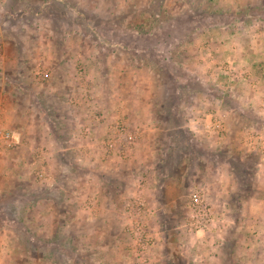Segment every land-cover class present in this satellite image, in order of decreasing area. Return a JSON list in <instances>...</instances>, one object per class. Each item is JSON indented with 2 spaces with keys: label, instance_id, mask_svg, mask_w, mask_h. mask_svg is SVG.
Wrapping results in <instances>:
<instances>
[{
  "label": "rangeland",
  "instance_id": "obj_1",
  "mask_svg": "<svg viewBox=\"0 0 264 264\" xmlns=\"http://www.w3.org/2000/svg\"><path fill=\"white\" fill-rule=\"evenodd\" d=\"M146 112L157 129L163 123L172 127L158 133L167 169L191 166L193 154L195 162L201 160L200 169L207 158L219 165L232 160L235 186L221 194L219 206L210 203L204 184L186 188L183 221L165 222L152 206L154 178L135 173L128 174L130 185L125 177L108 181L115 159H131L142 143ZM192 121L205 127L199 131L200 145L194 142L196 153L192 132L181 129ZM116 124L125 127L120 136L114 133ZM4 133L14 144L7 150L0 139V264H83L79 257L69 258L80 242L64 243L60 224L58 239L46 240L64 201L63 187H73L74 173L81 174L79 183L86 190L95 189L99 178L107 189L124 191L115 201L120 220L91 197L81 207L92 220L88 227L79 224L77 202L61 210L74 221L71 240L89 228L96 231L103 217L120 223L115 240L121 248L108 244L109 253H124L118 264H138L136 225L152 242L146 264L162 231L171 233L177 264H187L182 251L202 253L194 264H213L217 250L223 259L219 264H264V0H0ZM129 133H136L135 145L126 141ZM114 136L120 141L118 153L102 146ZM63 148L69 151L60 152ZM218 149H227L230 158ZM83 152L85 158L100 155L106 163L88 168L76 155ZM53 164L66 167L59 180ZM55 181L60 192L48 189ZM195 192L211 213L208 222L193 225L189 206ZM136 199L142 202L138 216ZM65 213L60 212L62 219ZM189 237L198 243L189 244ZM81 246L86 263L105 264V249Z\"/></svg>",
  "mask_w": 264,
  "mask_h": 264
},
{
  "label": "crops",
  "instance_id": "obj_2",
  "mask_svg": "<svg viewBox=\"0 0 264 264\" xmlns=\"http://www.w3.org/2000/svg\"><path fill=\"white\" fill-rule=\"evenodd\" d=\"M148 108L149 107H147V109ZM152 117L153 115L148 112H146L145 115L141 117L143 118V121L145 120L146 122L144 125L146 127L145 137L142 143L139 145L138 149L135 152V155L131 159H115V162L112 163L111 174L110 173H109L110 175L108 174V181H109V177H112V179H110V181L112 180V183H114L115 181L117 182L116 179L118 178L120 179L121 177L122 178L125 177L127 183L129 182L128 185H130L128 174L133 176V174L135 173H138L140 175L142 174L146 178L148 177H150V179L154 178L156 186H155V192L153 196L151 194L152 196L151 200L153 204L152 206H153V209L155 208V210H157V213L159 214L160 218L162 220H165V222L171 221L176 218H180V220L183 221L184 210H187V207L184 206L185 202H183L186 188L187 190H193L194 188H196L197 185L204 184L208 189L207 197L210 203H212L215 206H219L220 201H222L223 199L222 195L233 192V189H234L233 186H235V183H234L235 175L232 174L233 170L230 167V162L232 160L230 159L227 162H222V164L219 165V164H214V162L211 161V158L209 159L207 158L206 159L207 163L205 164V167L204 168L202 167L200 169L199 164L201 163V160H197L195 162L194 154H193L192 160H190V163L192 161L191 166L190 164L185 165L186 163H182L181 165H178L179 171L178 169L177 171L174 170L173 167L172 169L170 168L167 169L169 159L167 160L165 159L168 156H166L167 154L164 152V149H163L164 142L160 143V138H159L158 133L160 132V130L164 133L168 132L169 130H171L172 127L171 125L169 126L163 123V126L159 130L157 129V125L159 124L154 123L152 121ZM45 121L49 123L48 120H45ZM40 127H41L40 125H36V129H40ZM184 128L192 132L191 133L192 135H189V134L188 135L193 140V144H192V147L194 148L193 152L196 153L197 151L196 146L200 145V143H197L200 141L199 131H201L205 127L203 126L201 127V125L199 127L198 122L192 121L190 123L186 122L185 124H182L181 129H184ZM95 129L100 130L99 131L100 134L102 133V128L96 126L94 127V130ZM194 142H196L197 145ZM223 142H224V147H226L227 143H226L225 138ZM73 146H76V145H73ZM67 150H68L67 148L66 149L63 148L62 150H60V152H65ZM218 150L222 153L229 154L228 157L230 158V152L228 153L227 149L226 150L218 149ZM90 153L91 152H89V154ZM77 154L80 155V157L85 161V164H87V167L89 166L88 168H95L93 166L97 167V166H100L106 163L102 159H99L100 155L99 157L97 155H94V156L92 155L90 157L85 158L84 152L76 153V155ZM91 157H94V159H89ZM11 161H14V160L12 159ZM202 162H205V161H202ZM165 163H166V166H164V168L161 169L162 165H164ZM53 167L55 169L56 175L59 173L58 175V180H59L60 176H62V174L66 172V167L64 166L62 167L61 164L60 165L53 164ZM3 168H4L3 166L0 167V172H2L1 169ZM88 170L91 173L92 177H96V175L92 173L93 170L91 169H88ZM97 172L101 173L102 169H100ZM244 173L245 175H247L246 172ZM101 176L103 178L104 175H101ZM72 177H73L72 178L73 181L70 184H73V187L68 186L67 185L68 183L65 184V186L63 187V193L64 192L66 193L64 197V201L61 204H59L57 208L58 214H56L57 216L54 217L55 219L53 218V221L50 222L51 230L49 231V234H48L49 237L46 240L50 242H55L56 239H58L56 238L57 224H60L64 232V237H65L63 239L64 243H67L70 241L69 242L70 245H72L73 242H74L73 243L74 245H77L76 243L80 242V247L79 249H77L78 251L74 252L73 254H70L71 252L68 253L65 251L66 253H68L69 258L79 257L81 261H83V264H88L84 261L86 259V256L84 255L85 249L81 246L82 243H85V245L89 244V247L93 246L94 248H96L94 249L96 251H98L99 248L101 251H104V249L106 250L103 252L105 264H110V262H113V264H118L119 262L122 261L120 257L124 258L125 255L124 253L117 252V251L116 252L113 251L109 253L110 250H109L108 244H111V247H114L118 244L121 248L120 240H118L119 243L117 240H115L119 232L118 227H120V223H115L114 225H112V222L109 218L106 217L104 219L103 217V220L98 221V225H96V231L89 228L87 231L81 232L80 235H77V236L74 235L76 239L74 238V240H71L70 237L73 235L71 234V231H70V225L74 223V221L71 219V216L66 211H61V210L62 209L65 210V206H67L68 204L77 202L79 208H77L76 210L79 212L77 214V219L79 221V224L81 225L85 224V226L88 227L90 226L89 224L92 223V220H88L87 218H85L84 212L82 211L81 207L85 206V204L83 205L84 203L83 200H86L88 197H91L93 202H95V205L103 207V210H106L108 213L110 211H113V214H115L117 220H120L121 217L119 216L118 213H120L119 210L121 206L119 205L117 208L118 204L116 203L118 202H115V201L117 199V194L119 193L120 195H123L124 191L123 192H120V190L117 191L115 189L116 187L114 186H112L111 190L107 189V187L103 185L102 180H100L99 178L96 179L97 184L95 186V189L86 190L84 187L81 188L80 183H79V181L81 180V174L74 173L72 174ZM49 184H50L48 188L49 190L60 192V190L62 189L60 187H57L56 181L52 182V184L51 183ZM116 184H119V182ZM209 187L210 189L212 187V191L209 189ZM130 191H125V193L128 195L130 194ZM209 192L210 193L212 192L213 194H210L209 196ZM126 194H125V197L127 196ZM218 197H219V201H218ZM111 202L113 203L115 202L116 206L111 204ZM50 206H53V205L51 204ZM60 212L63 214L66 212L65 215L67 217L62 219L60 217ZM184 218H186V215H184ZM36 224L38 223L36 222ZM156 225L157 223L151 224L154 230H156L155 229ZM52 226L55 229H53ZM112 228L113 229L115 228L114 235H112L111 233ZM170 230L174 231V230H177V228L172 227L170 228ZM34 231L39 238L41 237L44 238L43 237L44 235L40 231L36 229H34ZM170 235H171L170 232L162 231V236L160 238V241L159 240L157 241V245H156L157 250L155 249L154 252L149 256L150 258L149 264H172L173 262H175L172 259L177 260L176 254H178V252H176L175 255H173L171 246H169V244L171 243V240L169 239ZM76 240H79V241L75 242ZM189 240H187L191 242V243L188 242L189 244L194 245L198 243L195 237H189ZM177 242L181 243V245H184L183 239H179ZM112 249L113 248H111V250ZM220 251L221 250L213 251L214 253L211 252L213 253V257L209 255L210 252L208 251L207 258L212 257V261L210 262H212L213 264H219V261L221 262L223 260L222 257H221V260H219L221 256ZM186 253H187L186 251L180 252V254L184 258V261L187 262V264H190V263L194 264L195 261H198L197 259L203 257L202 253L201 254L189 253V252L187 254ZM109 258H111L112 261L111 260L108 261ZM167 260H169L168 263H166ZM70 262L71 260L68 261V263ZM175 263L177 264V262Z\"/></svg>",
  "mask_w": 264,
  "mask_h": 264
},
{
  "label": "built area",
  "instance_id": "obj_3",
  "mask_svg": "<svg viewBox=\"0 0 264 264\" xmlns=\"http://www.w3.org/2000/svg\"><path fill=\"white\" fill-rule=\"evenodd\" d=\"M125 127H121V125L116 124L115 125V130L114 133H117V136H120L121 133H119V130L124 131ZM119 133V134H118ZM0 139L3 142V146L5 147V149H10L13 147V139L12 136L9 133H4L0 135ZM137 139V135L136 133H129L126 141L129 143V145H135L136 143L134 142ZM119 139L116 138V136L114 137H108L107 139H105L102 143L108 151L110 152H119L118 146L119 144ZM40 177H42V175L40 174ZM136 205L134 207V210L137 212V214H140L141 212V206H142V202L139 201V199H136L135 201ZM189 208L191 209V222L193 225H196V223H202V222H208L209 221V217H210V213H211V208L209 204L203 203V201L200 199L199 193L195 192L192 195V199L190 202V206ZM138 216V215H137ZM135 235L137 236L136 241H140L141 246L139 249V253H138V264H146L147 262V253L145 251H147V247H150V245L152 244L151 239L145 234L144 230L142 229V227L140 225H136L135 227Z\"/></svg>",
  "mask_w": 264,
  "mask_h": 264
},
{
  "label": "trees",
  "instance_id": "obj_4",
  "mask_svg": "<svg viewBox=\"0 0 264 264\" xmlns=\"http://www.w3.org/2000/svg\"><path fill=\"white\" fill-rule=\"evenodd\" d=\"M69 9V8H68ZM69 11H70V9L69 10H67V12H65V14L68 16V13H69Z\"/></svg>",
  "mask_w": 264,
  "mask_h": 264
}]
</instances>
